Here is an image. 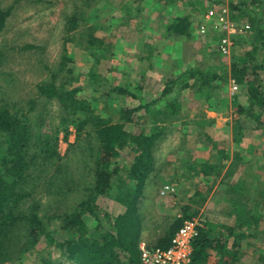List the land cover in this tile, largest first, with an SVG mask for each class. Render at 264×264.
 <instances>
[{"label": "trees", "instance_id": "trees-1", "mask_svg": "<svg viewBox=\"0 0 264 264\" xmlns=\"http://www.w3.org/2000/svg\"><path fill=\"white\" fill-rule=\"evenodd\" d=\"M138 1L140 0H130L121 8L124 11L116 26H128L130 22L140 18L141 11H135L134 8V3ZM156 1L165 7L167 14L179 2L192 8L190 14L172 18L165 29L168 36L175 33L187 37L196 33L198 25L202 22L199 15L205 14L206 7L220 3L219 0ZM102 2L109 7L115 5V2L109 3L108 0H82L65 18V43L78 40L77 46L85 51L92 65L80 74L84 82L87 81L85 87L80 85L72 86L70 90L65 89L67 85L80 79L79 75H74L73 69L69 68L68 76L64 77L65 80L60 86H57L55 81H42L36 86L38 95L45 96L48 100H58L65 111L64 121L76 127L77 141L85 143L84 151H87L93 164L92 173L87 174L91 176L92 181L84 188V199L72 212H54L47 215L48 212L43 210L44 214H40L38 203H32L26 211L21 210L20 202L28 195L26 187L32 176L41 173L47 166H56L53 161H59L60 156L50 137L42 138L41 133L38 135L32 132L28 115L14 110L17 104L7 98L6 89L0 83V264H25L26 259L32 260L33 264H142L140 249L137 246V231L142 225V215L137 209L138 198L144 179L154 169V146L159 134L153 133L154 131L150 134H134L126 131L124 126L145 120V116H139L138 113L144 111L148 116L149 109L158 100L143 102L136 95V90L140 91L141 88L133 91L130 87L115 83L106 84L105 78L98 73L99 64L115 56L119 43L116 37L112 38V26L107 24V20L97 18L91 21L88 17L93 5ZM199 2L205 4L199 8ZM229 8L233 21L250 25L246 54L243 57L232 55L230 62H226L225 56L215 45L221 34L211 29L202 36V40L208 43L206 47L211 50L213 65L200 67L192 64L175 76H170L160 98H166L174 90H177V96H182L195 88L199 95L210 99L234 81L245 88L247 96L246 104L241 103L237 95L232 97L231 102L238 115V119L233 123V143L240 145L250 133L264 132L261 130L264 126V0H230ZM10 15V9L0 8V30ZM73 32L77 33V37ZM239 37L243 38V35L233 40L236 41ZM150 54L146 58L149 65ZM5 57L6 51L0 48V65ZM137 58L139 61L145 60L140 56ZM61 59L58 72L63 71L72 62L67 55H63ZM153 67L151 65L150 68ZM56 77L57 74L54 73L52 78ZM86 88L91 90L89 99L78 96ZM115 97H118L117 100H131L125 107L117 109V120L98 113L96 106L99 101L106 103L108 99H112V102H115ZM29 103V109H32L34 101ZM177 106L178 102L175 100L169 108L175 111L179 109ZM79 115H82V118ZM150 121L152 122L151 118ZM66 128L64 132L67 134ZM78 144H81L80 141ZM226 156L227 153L220 156V160L225 161ZM236 156L240 157V153ZM59 165L56 166V173L51 176L50 183L54 186L56 182L59 183L60 193L64 189L72 191L76 186L75 181L70 179L65 171L60 170ZM237 166L239 164L233 160L223 178L224 183L229 179L225 193L230 202V209L226 214L231 218L230 225L220 224L217 219H212L213 215L206 216L198 236L191 244V264H211L213 253V264H237L239 243L244 239L254 238L259 233L261 217L256 212V207L263 199H258L257 202L254 196L264 198V193H259L257 188L251 190L252 192H242L244 183L233 179ZM223 168L224 164H207L201 166V173H194L190 167L187 170L192 174L190 177H198L199 174L203 177L210 174L218 177L220 169ZM40 178L37 177L38 180ZM210 191L207 190L205 194L195 192L191 199L193 208L189 204L184 205L182 216L176 217L167 228L168 240L165 244H158L159 247H167L170 238L182 223L199 214ZM100 197L116 200L125 207L124 213L114 215L103 209L98 205ZM49 218L59 223L53 229L44 224V220ZM230 239L231 246H228ZM47 247L55 248L56 255L50 253L47 257L39 258L36 254L39 255Z\"/></svg>", "mask_w": 264, "mask_h": 264}, {"label": "rangeland", "instance_id": "rangeland-1", "mask_svg": "<svg viewBox=\"0 0 264 264\" xmlns=\"http://www.w3.org/2000/svg\"><path fill=\"white\" fill-rule=\"evenodd\" d=\"M81 1L82 0H0L1 9L11 10V15L7 19L5 26L0 30V48L6 51V57L3 64L0 65V83L6 89L7 98L17 104V106L14 107V110L28 115L32 132L38 135L41 133L40 135L42 138L48 136L52 139V142L55 143L60 160L57 161L54 159L53 162L56 166L60 164V170L65 171L64 173H66L70 179L74 180L76 185L72 191L64 189L61 193L58 192L60 187L59 183L56 182L55 186L50 183L51 176L56 173L57 167L47 166L46 168H43L41 173L34 174L30 179V182L26 187L28 195L20 202L22 204L20 207L23 211H26L27 207L32 203H38L40 205V214H44L43 210L46 213L48 212L47 215H51L54 212H72L79 202L84 199V188L92 181L90 178L91 176H88L87 174L88 172L92 173L93 164L87 151H84L85 143L81 140L77 141L76 127L64 121L65 111L56 98L48 100L45 96L38 95L36 89V86L42 81H55L56 85L60 86L61 82L65 80L64 77L66 75L68 76V68L73 69V74L76 76L79 75L80 79L76 83H70L65 89L70 90L72 86L80 85L85 87L87 81L84 82L83 77H81L80 74L84 73L88 68L92 67V65L88 61L85 51L77 46L78 40L67 43L64 41L66 36L65 18L72 13L73 8L76 5L81 4ZM108 1L109 3L115 2L114 7L103 5V2L102 4H94L92 10L88 12V17L91 21L92 19L95 21L97 18L107 20V24L112 26L111 34L114 35L112 38L116 37L117 43L119 42L118 46L116 45L117 49L115 50V56L109 60L102 61L97 70L107 81L106 84L113 85L115 83V85H120L121 79L125 80V77H130L129 74L126 75V71H123L125 69L122 68L123 66L134 64L146 65V61L142 62L138 60V56L142 57L140 53L134 57L132 54L134 52V45L138 47L140 43V38L138 36L141 35V33L138 28L141 27V24L136 20L130 22L128 26L121 28L116 26L124 11L121 8H124L126 3H129L130 0ZM145 3H147V7H145ZM150 3H153V0H142L134 3V8L135 11L142 9V12L150 10L151 21L149 22V27H151V29H158L160 25L159 17L166 15V12L164 7L159 5L152 6V10ZM180 4L181 6H177L176 10H173L175 15L180 14L181 12H184L185 14H190L192 12L188 7L183 6L182 2ZM204 4V2H199L198 7L201 8ZM208 7H206V9ZM199 16L203 20V16ZM72 34L77 37V33L73 32ZM248 39V33L243 35V38L239 37L236 39L235 49L231 56H225L226 62L229 63L232 55L237 54V51L238 55H240L239 53H241L242 50H244V53L247 51L246 48L249 45L247 43ZM175 40L177 39H174V41ZM179 40L181 42L180 44L184 45L186 49L187 47L190 49L192 48L197 53L196 56L188 59V55L186 54V51H184L185 48L183 49V57L186 58V60L188 59L187 61H191V65L193 64L204 67L211 65V63L214 62L212 55L210 54V48L206 47L208 43L202 40V36L194 33V35L186 37L185 40L182 38H179ZM169 42L172 43V40ZM216 44L217 42L215 45ZM201 50H205L206 54H201ZM63 55L70 57L72 62L68 67L66 66L63 71L58 72ZM120 70L123 71L122 74ZM54 73L57 74L55 79L52 78ZM164 79L165 78H163V80ZM237 86L238 89L233 90L231 84H229L226 90L224 89L222 92L218 91L219 93L215 94V96L210 99H206L205 96L200 97L199 94L196 93L194 97L198 102L192 101V103H189V100L184 102V110L181 113H172V109L168 108L172 103V98L170 99L172 96H169L168 99L164 98L160 106L164 108L166 116L157 119L159 124L154 121V118H151L152 122L145 124L147 125V129H150V132L151 130L153 132L154 128L163 126L162 133H159V136L155 139V156L163 157V155H165V158H169V156L173 154L172 152H174L178 146H181L184 141L186 143L187 141H191L196 144L198 143V140H202L203 135L198 132L196 126H198V124H201L202 127H205L204 125L207 126V118L204 114L201 115L199 112L203 107L212 111L218 110V112L219 109H223L224 111H222L223 113L221 117L223 119L227 118L229 124L236 116V119L233 121L234 123L235 120L238 119V115L234 108H230L233 106L231 103L232 97L237 95L239 101L244 103L245 98L243 96L246 95L245 88L240 87L239 85ZM131 88L133 91L136 90L134 87ZM162 88L163 84L157 88L155 87L152 91L154 94H158L157 92ZM90 95L91 90L89 88L84 89L83 92L78 94V96H83L87 99L91 98ZM117 99L118 97H115V102H112V99H108L106 103L99 101L96 106L97 109H99L98 113L104 116H110L112 119L117 120V109L121 107V103H119ZM127 100H129V102L131 101L130 99ZM30 101H34L32 109H29L31 106L29 103ZM135 103H133V105H135ZM106 109L110 110V112ZM195 111L198 113H196V116ZM79 117L82 118V115H79ZM142 121L145 122V120L142 119L139 120V123ZM262 122H264V116ZM139 123H128V130L130 129L131 131L139 132ZM188 127H190L191 132L187 134L185 130H187ZM65 128L67 129V134L64 132ZM263 128L264 126L261 128L262 131H264ZM215 132V136L214 134L212 135L213 137H217V139L222 137L220 139L222 140L226 136H221V133L217 131ZM153 133L157 134L155 131ZM79 141L81 144H78ZM248 143H254L257 147L252 151V153H257L252 161V165H254L253 179L257 177L254 186L257 187L259 193H264V132H259V134L258 132H255L247 135L242 144L246 146ZM38 176L41 177L39 180L37 179ZM245 178L249 179L250 177L248 175V177L245 176ZM185 182L186 181L184 180L183 183ZM250 182V180L247 181L248 184ZM199 184V182L196 183L197 188L199 187ZM169 186H172L175 189L172 193L174 197H169V201H167L169 203L160 204L165 208L161 210L162 214L160 212H154L153 209L155 206H153L152 209L148 207L144 212V218L146 217L147 221L146 224L150 226V230L146 231V233L151 232V229L155 228L156 225L159 226V231H164L170 226L176 217L182 216L181 211L183 210L184 205L186 206L189 204L192 208L194 206L193 203H191V199L177 196L178 194L175 184ZM184 187L185 186L183 185L181 189ZM202 190L204 189L202 188ZM217 195V208L221 209L219 215L221 217L219 218H221L220 220L222 222L217 219L218 213H215L213 215L214 218L212 219H217L218 222L223 225H226L227 223L230 224L229 221L231 218L226 215L230 209V202L224 201V196ZM161 196L163 197V195ZM258 196L259 195L254 196L255 201L259 202V200L263 199V202H260L261 204L256 207V212L259 213L261 217L258 229L259 233L256 234L254 238L244 239L239 243L240 245L238 248L239 253L241 254V260L238 264H263L264 261V198ZM114 198H116V194ZM176 200L182 202L183 205H173ZM98 205L112 213H118L122 209V205L117 203L116 200L105 197H100L98 199ZM178 213H180L179 216L177 215ZM157 216H162L163 221H159ZM44 224L45 226L49 225L48 227L53 229L59 223L49 218L44 220ZM141 231L142 225L137 231L139 242L141 239ZM50 253L56 255L57 250H55V248L47 247L39 255H36L41 258L47 257ZM24 263L33 264V261L26 259Z\"/></svg>", "mask_w": 264, "mask_h": 264}, {"label": "crops", "instance_id": "crops-1", "mask_svg": "<svg viewBox=\"0 0 264 264\" xmlns=\"http://www.w3.org/2000/svg\"><path fill=\"white\" fill-rule=\"evenodd\" d=\"M154 1L153 3H150L151 4L150 7L156 6V5L164 7L163 5L157 4L156 0ZM180 3L181 2H179L176 5V7L173 8L170 11V13H168V15L164 7L166 15L159 17L160 25L158 29H151V27H149V22L151 21L150 20L151 16L149 13L150 10H145V12L144 11L142 12V9H139L141 11V16L137 21L139 22V24H141V27L138 28L141 33V35L138 36L140 38V43L138 47L134 45L133 47L134 52L132 54L134 57L135 55H138L140 53L141 56L145 59L144 61H146L147 55L151 53L150 54L151 56L149 57L150 63L154 67L151 69L150 68L151 65L148 64V61L145 62L146 65H135L134 64V65L123 66L122 68H125L123 71H126L125 72L126 75L129 74L130 77L128 76L125 77V80L121 79L120 86H126L130 88L134 87L136 89L141 88L140 91H138L139 89L136 90V95L143 102H147V101L149 102L152 100H158V101L156 102L155 105L151 106V108L149 109L148 116L145 115L144 111H141L140 113H138L139 116H145L146 123L144 121H142L141 123L138 122L140 124V130L142 129L141 131L139 130V132H135V131H131L130 129L128 130L127 124H125L124 126L125 130L130 133H134V134L152 133V130L150 132V129H147L146 127L147 125L145 124H149L151 122L150 118H154V121L156 120V122L159 124L157 119L163 118L166 116L164 108L160 106L162 100L164 99V98L161 99L160 95L165 85L169 83L167 81L170 80V76H175L176 73H178L182 69H185L189 65H191L190 63L191 61H187V60L190 58H193L197 54L196 51H194V49L192 48L190 49L189 47H187L186 49L184 45L180 44L181 42L179 38H182L185 40L187 36L176 35L175 33L173 34L171 33V35L168 36L169 34L165 32L166 31L165 29L169 21L172 18L183 17L185 15L184 12H181L180 14H176V15L173 12V10L174 11L176 10L177 6H181ZM146 4L147 3H145V7H147ZM210 6L211 5H209V7ZM152 10H153V7H152ZM189 10L191 9L189 8ZM174 39H177V40L174 41ZM170 40H172V43L169 42ZM183 49L184 51H186V54L188 55L187 60L186 58L183 57L184 56ZM202 51L203 50L200 51L201 54H206L205 50L203 52ZM246 52L244 53V50H242L241 53H239L240 55H238V51H237V54H235V56L243 57L246 54ZM213 63L214 62H212L211 65H213ZM123 71H121V74ZM163 78L165 79L163 80ZM161 84H163V88L160 89L159 92H157L158 94H154L152 89H155V87L156 88L159 87ZM223 90L224 89H221L219 90V92H222ZM176 91L177 90H174L172 93H170L166 97V99H168L169 96H172L170 97V99L172 98L171 101L173 102L176 100L178 102L179 109H175V111L172 109V113H181L184 110V102L188 100L190 101L189 103H192V101L198 102L196 101L194 97L197 93L195 88H192L188 90L187 92L185 91L186 94L183 93L182 96L181 95L177 96ZM199 96L202 97V95H199ZM243 97L245 98V102L243 104H246L247 96L245 95ZM118 101L119 103H121V106L123 107H125L126 103H129V100H127L126 98H120ZM205 108L206 107H203L200 109V111L199 110L198 111L200 112L201 115L204 114L205 117L207 118L208 120L206 121L207 126L204 125L205 127H202L201 124H198V126H196L198 129V132L202 133L203 135L201 141L198 140V143L196 144L192 143L191 141H187V143L184 141L181 146H178L175 149V151L172 152L173 154L170 155L169 158H165V155H163V157H160V156L156 157L155 156L156 154L154 153V157H155L154 169L152 170L150 174L148 173V175L144 179V185H143V188L141 189V192L138 198L137 209H138V213L142 215L141 216L142 218V231L141 232L142 233H141L140 242L137 245L139 247L142 244H145L146 246H149V247L159 246L158 244H165V242L168 240V237H166L168 234V230L165 229L164 231H159L158 225H156L155 228L151 229V232L146 233V231L150 230L149 228L150 226L146 224L147 222L146 217L144 218V212L148 209V207L152 209L153 206H155L153 210L156 213H159V212L161 213V210L165 209L160 204L169 203L167 202L169 201V197L173 196L172 193L163 195V197L160 195V192L164 190L167 186L175 184L176 189H177V194H178L177 196L181 198H185V199H193L196 191L205 194L207 190L209 189L211 190L210 193L206 195L207 197H206L205 203L203 207L201 208L199 214L195 217L190 218V219L198 218L202 222L206 220V216L214 215L215 213H218L217 219L221 221L220 220L221 218H219L221 217L219 216L221 213V209L217 208L218 206L217 205L218 204L217 194L224 196L225 198L224 201H228V198L225 192L227 189V184H228L229 179H227L226 182L224 183L223 178H224V175L226 174V171L230 163L233 160H235L237 164H239V166H237L236 170L234 171L233 179L235 178V180H238V181L241 180L244 183L242 192L247 191V190L254 191L255 188H257L254 186V182L257 180V177L253 179L254 165H252V161L257 155V153H254V152L252 153V151L257 148L256 144L248 143L245 146L242 143L240 145L233 143V131H234L233 121L234 119H236V116L228 124V119L227 118L223 119L221 117L223 113L222 111H224L223 109L222 110L219 109V112H218V110L212 111V110H208ZM106 110L110 112V110L108 109ZM196 113L197 111H195V116H196ZM153 130L157 134L162 133L163 126L159 128H154ZM215 131L221 133V136L222 135H226V136L222 140H220L222 137L221 138L219 137V139H217V137H213L212 135L214 134L215 136V133H216ZM185 132L187 134L191 132L190 127H188L187 130H185ZM225 152L227 153L228 156H226L227 158H225L226 159L225 161H221L220 158L222 157L220 156H224L226 154ZM238 153H240V157L236 156ZM132 155L134 156V154ZM207 164L211 166L212 165L218 166L220 164H224V168L220 169L218 177L213 176L211 174L209 176L207 175V177H203L202 174H199L198 177L197 176L190 177L192 174L189 173V170H187L188 167H190L192 171L196 173L197 171L200 172L201 166L207 165ZM217 171L218 169H216V173ZM212 173L216 174L215 172H212ZM248 175L250 178L246 179L245 176L248 177ZM184 180L186 181L185 182L186 184L183 183ZM248 180L251 181L249 184L247 183ZM197 182L200 183L198 188L196 185ZM230 183H232V181ZM181 185L182 186L184 185L185 187L181 189L182 187ZM202 188L204 190H202ZM244 188L246 190H244ZM187 201H190V200H187ZM173 205L181 206L183 204L182 202H179V200H176ZM121 207H122L121 211H119L118 213H113V214L114 215L123 214L125 211V207L124 206H121ZM179 214L180 213H178L177 215L179 216ZM181 215H182V211H181ZM157 219L159 221H163L162 216H157ZM190 219H187V220H190ZM226 225L228 226L230 224L227 223ZM231 241L232 240L230 239L228 246H231V243H230ZM211 256L212 257L210 259V263L213 264L215 263L214 253ZM240 260H241V254L239 253L238 262H240Z\"/></svg>", "mask_w": 264, "mask_h": 264}, {"label": "built area", "instance_id": "built-area-1", "mask_svg": "<svg viewBox=\"0 0 264 264\" xmlns=\"http://www.w3.org/2000/svg\"><path fill=\"white\" fill-rule=\"evenodd\" d=\"M217 5H211L203 15L202 22L198 25L196 33L205 35L211 29L221 34L217 42V50L224 56H231L235 49L233 38L245 35L250 30V25L245 22H235L231 19L229 8L230 0H219ZM231 87L237 90V84L232 81ZM174 188L167 186L160 192L161 195L173 193ZM202 221L198 218L185 220L179 229L170 238L168 246L149 247L140 245V259L142 264H191L192 242L198 236Z\"/></svg>", "mask_w": 264, "mask_h": 264}]
</instances>
